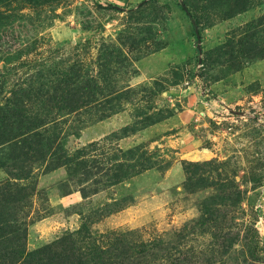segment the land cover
<instances>
[{
    "label": "rangeland",
    "instance_id": "rangeland-1",
    "mask_svg": "<svg viewBox=\"0 0 264 264\" xmlns=\"http://www.w3.org/2000/svg\"><path fill=\"white\" fill-rule=\"evenodd\" d=\"M182 1L201 53L179 0H0V106L44 122L0 136L25 253L264 264V0ZM26 136L51 151L21 178Z\"/></svg>",
    "mask_w": 264,
    "mask_h": 264
},
{
    "label": "trees",
    "instance_id": "trees-1",
    "mask_svg": "<svg viewBox=\"0 0 264 264\" xmlns=\"http://www.w3.org/2000/svg\"><path fill=\"white\" fill-rule=\"evenodd\" d=\"M181 2L183 1L179 0V3H178L179 6L190 17L191 14L189 13L187 7L183 8L181 5ZM107 8L119 10V8L115 5H108ZM193 30H194V27H193ZM8 115H10L8 114V110L5 107L0 106V136H2L3 138L2 140H4L7 137L8 130L12 132L11 136L13 135V133H15L13 132L14 131L13 129L15 127L14 123L18 124L19 126L17 130L18 133L21 132V130L23 131L28 130V132H31L32 130H37V129H40L42 126H44V122L40 120V115H36L32 119L24 118L26 120L25 121L26 126L24 127L21 126V122L23 121L16 118V115H12V116L11 115L8 116ZM12 119H13V122L11 125H9ZM16 137H19V136H15L14 138ZM26 138H32V137H27V136L23 137L21 140L17 141V143L6 147L7 149H11L8 153H6L8 155L7 158L14 160L15 162L18 163V165L23 167L22 168L23 173L20 176L21 178H24L23 176H26L27 173L29 172V168L27 170V166H26L28 163L32 164L35 161L44 159L46 156L49 155L51 151V145H49L51 141L49 139L41 140L39 138H32V139H26ZM10 139L5 140V142H8ZM5 142L1 141L0 148L2 147L4 148L3 144ZM25 162L27 164H23ZM18 177L16 176V178ZM5 193L9 194V199H11V202L13 204L20 203L25 207L27 206V203L29 201V193L26 191V189L23 186L17 185L15 183H4V185L0 187V194L1 196L3 195V198L0 200V247L2 246L8 247L5 249L9 251L10 253L8 254L9 257L11 256L12 259H15L16 261L17 260L19 261L21 257H24L23 264L25 263L27 264H52L53 261H51V258H49L47 255L48 248L40 249V250L37 249L32 252L25 253V242H24L25 238H24L23 231H21V227H20L21 225H20L19 218L10 215L9 209L7 208V205L10 202V200L7 198H4ZM12 193H14L15 196H13ZM71 250H69L71 256L69 255L68 258L62 257L63 260L66 262H69V264H113L115 263V262H109L110 257H106L107 254L110 253V250H103L101 252L89 254V255H86L75 248H71ZM0 251H3V248H0Z\"/></svg>",
    "mask_w": 264,
    "mask_h": 264
},
{
    "label": "water",
    "instance_id": "water-1",
    "mask_svg": "<svg viewBox=\"0 0 264 264\" xmlns=\"http://www.w3.org/2000/svg\"><path fill=\"white\" fill-rule=\"evenodd\" d=\"M181 5L183 8H186L185 4L183 2H181ZM193 27H194V32H195V35H196V38H197V44H196V47L197 49L199 50V52L201 53V39H200V36H199V33H198V29H197V23L195 21V19L190 15L189 17Z\"/></svg>",
    "mask_w": 264,
    "mask_h": 264
}]
</instances>
